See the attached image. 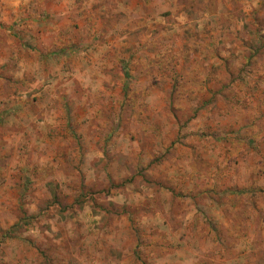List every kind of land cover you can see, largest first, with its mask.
<instances>
[{"label": "rangeland", "instance_id": "1", "mask_svg": "<svg viewBox=\"0 0 264 264\" xmlns=\"http://www.w3.org/2000/svg\"><path fill=\"white\" fill-rule=\"evenodd\" d=\"M21 1L0 264H264V0Z\"/></svg>", "mask_w": 264, "mask_h": 264}, {"label": "crops", "instance_id": "2", "mask_svg": "<svg viewBox=\"0 0 264 264\" xmlns=\"http://www.w3.org/2000/svg\"><path fill=\"white\" fill-rule=\"evenodd\" d=\"M33 5L34 4L32 2H29V1H21V0H10V1H8V0H0V23H4V24H7V25L10 24L9 23V16L11 18H12V16H14V18H12L11 20L12 21L15 20L16 23H19V22H22V23L30 22L28 20H24V18L21 15H23V13H22V12H24L23 10L28 9L30 11V12H28L30 14L29 17L33 18L34 12L31 11L32 9H34V6ZM21 33L23 35L24 32H21ZM36 33L34 31H31V33L29 35H27L26 38H22V39H20V38L17 37L16 39H17V41H19V45L17 43H15V37L13 38L12 36L7 35V37H8L7 38L8 39L7 41L4 40L1 37L0 38V54L2 52H4V56L7 57V53H5V52H7V50L9 49V47H12V45H16L17 46V51H20L21 54H23L25 52V50L28 49V47H26V43H25L28 39H31V48L34 47V46H36V43L34 41V37H35L34 35ZM45 33H49V31H47ZM36 42H39L40 43L41 41H36ZM5 43H8L10 46L9 45L8 46L5 45ZM37 48L35 50L32 49L31 51L29 49L27 50L28 51V54H31L32 55V58L35 56V53H38V51H36ZM1 56L2 55H0V57ZM4 56H3V58L2 57L0 58V92L3 90V87L4 86H7L8 85V83L6 81V77L2 74V72L4 73L5 70H6V68H5L6 67L5 66L6 65L5 62L7 60H5V59H7V58H4ZM19 59H18V57L16 58V66L18 67L16 71H17V77L18 78L19 77H23V73L24 72L34 73L35 70L38 68V67H36L37 66V63L36 62H40L39 59H36V60L31 59V60L28 61L29 63L27 61L25 62V59H23V56H19ZM38 80L39 79H37L36 82L34 81L31 84L30 87L32 89H35V88L38 87V85H37L38 82H39ZM20 81H18L20 83L19 86H18V88H20V87L24 88V82H20ZM30 87H27V88H30ZM17 101L18 102L16 103V105H22L21 108L24 105H26V104L29 105V103H25L24 102L25 101L24 99L17 100ZM32 104H33V102H32ZM4 109H6V108H4ZM15 113H17V112H15ZM24 115H25V113L22 114V117ZM36 117H38V114L37 113H35V114L32 113V116L30 117V119L31 120H33V119L36 120ZM9 149H10V146L0 147V151L2 153V156H6V154H7V152H8ZM250 152H251V154L254 153L251 150H250ZM257 182H258V180H257ZM258 183L259 184H262V180H259Z\"/></svg>", "mask_w": 264, "mask_h": 264}]
</instances>
